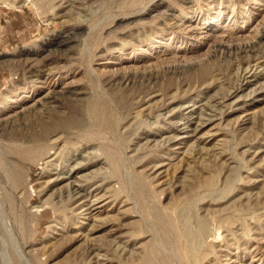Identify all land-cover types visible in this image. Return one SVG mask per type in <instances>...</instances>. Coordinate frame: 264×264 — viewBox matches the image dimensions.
Here are the masks:
<instances>
[{
    "label": "rangeland",
    "instance_id": "1",
    "mask_svg": "<svg viewBox=\"0 0 264 264\" xmlns=\"http://www.w3.org/2000/svg\"><path fill=\"white\" fill-rule=\"evenodd\" d=\"M0 220L14 264H264V0H0Z\"/></svg>",
    "mask_w": 264,
    "mask_h": 264
},
{
    "label": "bare ground",
    "instance_id": "2",
    "mask_svg": "<svg viewBox=\"0 0 264 264\" xmlns=\"http://www.w3.org/2000/svg\"><path fill=\"white\" fill-rule=\"evenodd\" d=\"M238 89V88H237ZM233 93V92H232ZM194 112V110H193ZM73 190H75V187L78 185L76 184H73ZM0 225H1V220H0ZM10 249L15 251V252H18L20 251V247L17 246V243L16 241H14V244L9 241H7L6 239H4L1 235V231H0V264H14V257L13 255L11 254L10 252ZM24 255L23 254H20V257H19V264H22L24 263Z\"/></svg>",
    "mask_w": 264,
    "mask_h": 264
}]
</instances>
